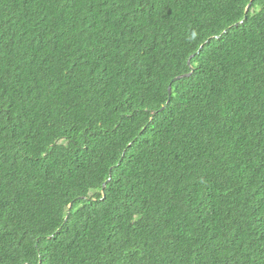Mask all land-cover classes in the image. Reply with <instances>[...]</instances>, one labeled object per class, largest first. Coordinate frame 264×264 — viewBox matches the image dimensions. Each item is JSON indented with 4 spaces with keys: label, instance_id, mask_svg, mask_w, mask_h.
<instances>
[{
    "label": "trees",
    "instance_id": "1",
    "mask_svg": "<svg viewBox=\"0 0 264 264\" xmlns=\"http://www.w3.org/2000/svg\"><path fill=\"white\" fill-rule=\"evenodd\" d=\"M247 3L0 0V264H264Z\"/></svg>",
    "mask_w": 264,
    "mask_h": 264
},
{
    "label": "snow or ice",
    "instance_id": "2",
    "mask_svg": "<svg viewBox=\"0 0 264 264\" xmlns=\"http://www.w3.org/2000/svg\"><path fill=\"white\" fill-rule=\"evenodd\" d=\"M256 0H248L247 5L245 6V20L247 19V14L250 13L252 11V8L255 4ZM164 105H161V108H163ZM161 114V112L158 110L157 113L151 117V119H153V121H155V119ZM110 182V181H109ZM65 219H71V209H69V212L65 214ZM55 235V234H53ZM40 264H46V260L42 259L40 261Z\"/></svg>",
    "mask_w": 264,
    "mask_h": 264
},
{
    "label": "water",
    "instance_id": "3",
    "mask_svg": "<svg viewBox=\"0 0 264 264\" xmlns=\"http://www.w3.org/2000/svg\"><path fill=\"white\" fill-rule=\"evenodd\" d=\"M185 76H189V74L178 76V77L175 78V80H178V79H180L182 77H185ZM170 93H171V88H170Z\"/></svg>",
    "mask_w": 264,
    "mask_h": 264
}]
</instances>
